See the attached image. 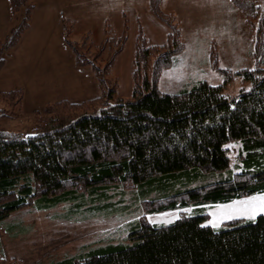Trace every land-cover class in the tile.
Wrapping results in <instances>:
<instances>
[{"label":"trees","instance_id":"obj_1","mask_svg":"<svg viewBox=\"0 0 264 264\" xmlns=\"http://www.w3.org/2000/svg\"><path fill=\"white\" fill-rule=\"evenodd\" d=\"M230 1L249 25L255 27L257 19L256 33L264 40L259 0ZM162 2L149 0V5L169 33L163 43H151L140 28L130 99L117 95L118 84L111 74L125 38L101 69L80 56V46L70 39L72 31L67 28L65 40L77 66L95 71L103 99L93 110L70 114V120L52 115L29 137L0 130V224L31 206L42 211L65 203L71 205L70 215L101 214L107 207L115 208L112 199L126 188L141 196L153 213L227 204L264 193V69L239 72L251 86L232 98L224 86L206 81L173 94L161 92L162 72L176 66L185 49L180 25L173 14L161 10ZM26 4L27 0H10L11 15ZM31 13L27 9L12 37L0 41V71L6 62L5 50L19 43L30 26ZM114 38L90 47L101 57L112 49ZM85 43H89L87 37ZM159 49L166 51L154 60L149 77L148 59ZM22 99V90L0 94L1 103H11L13 108ZM59 109L65 106L57 105L49 112ZM232 143L240 144L235 163ZM205 211L181 213L168 225L142 219L131 225L126 241L86 246L77 256L48 264H264V214L213 228L205 223L209 219Z\"/></svg>","mask_w":264,"mask_h":264},{"label":"rangeland","instance_id":"obj_2","mask_svg":"<svg viewBox=\"0 0 264 264\" xmlns=\"http://www.w3.org/2000/svg\"><path fill=\"white\" fill-rule=\"evenodd\" d=\"M30 8V26L14 48L5 50L6 62L0 71V94L23 91L17 108L0 101V117L3 116L0 130L14 134L26 135L38 124L49 122L52 115L70 120L72 115L83 114L101 104L104 90L100 81L93 69L77 66L65 40L67 28L72 31L68 33L70 39L80 46V56L101 69L125 38L124 49L111 73L118 84L117 95L124 99L132 97L135 86L133 60L140 28L151 43H163L169 33V28L152 13L149 0H27L15 16L11 15L10 0H0L1 42L12 37ZM259 8L264 12V0H259ZM161 10L176 17L185 43L179 63L164 70L158 80L161 92L173 94L206 81L224 86L225 93L232 98L251 86L239 72L264 69V40L257 34L258 21L254 19L255 27L249 25L230 0H163ZM113 35L112 49L106 55L100 57L97 49H91V44L100 46ZM86 37L89 43L83 46ZM165 51L154 50L148 59L149 68L145 71L149 77L154 60ZM113 83V79L108 81L109 86ZM60 104L65 109L49 112ZM229 147L235 163L240 144L232 143ZM133 193L131 188H126L124 195L112 199L115 208L107 207L101 214L85 211L83 215H70L71 205L65 203L42 211L26 207L12 214L0 224V264H48L77 256L85 252L86 246L126 241L131 225L142 219L168 225L181 213L190 215L200 208L209 214L205 223L211 226L218 207L264 195L254 194L227 204L153 213L142 202L143 198ZM167 220L172 222L165 223ZM227 221L230 220L222 221L216 228Z\"/></svg>","mask_w":264,"mask_h":264},{"label":"snow or ice","instance_id":"obj_3","mask_svg":"<svg viewBox=\"0 0 264 264\" xmlns=\"http://www.w3.org/2000/svg\"><path fill=\"white\" fill-rule=\"evenodd\" d=\"M257 214H264V195L253 196L246 200H241L227 206L218 207L214 213V221L210 222L213 228L219 227L224 220L234 218H246L254 220ZM171 223V220L164 221Z\"/></svg>","mask_w":264,"mask_h":264},{"label":"water","instance_id":"obj_4","mask_svg":"<svg viewBox=\"0 0 264 264\" xmlns=\"http://www.w3.org/2000/svg\"><path fill=\"white\" fill-rule=\"evenodd\" d=\"M29 136H30V134H27V135H26V137H29Z\"/></svg>","mask_w":264,"mask_h":264}]
</instances>
